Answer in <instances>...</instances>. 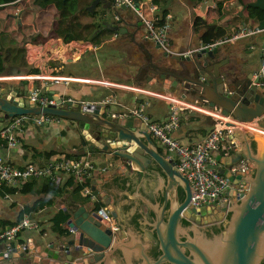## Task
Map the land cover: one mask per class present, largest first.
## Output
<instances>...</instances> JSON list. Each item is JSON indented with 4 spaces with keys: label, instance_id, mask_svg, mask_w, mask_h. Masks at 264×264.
<instances>
[{
    "label": "water",
    "instance_id": "95a60500",
    "mask_svg": "<svg viewBox=\"0 0 264 264\" xmlns=\"http://www.w3.org/2000/svg\"><path fill=\"white\" fill-rule=\"evenodd\" d=\"M98 2L93 0L86 9L93 12ZM208 4H203L202 9ZM248 6L263 9L264 0L250 2L244 9ZM103 10L108 17L103 26L120 31L115 24L120 21L115 19L117 8L111 3L103 6ZM258 29L264 31V20L258 22ZM152 59L145 69L150 76L155 75L156 84L170 92L180 87L184 95H196L208 107L231 114L246 123L245 126L250 124L247 129L235 127L228 134L233 153L216 156L220 173L229 181L226 200L214 209L192 207L188 180L160 152L139 117L110 113L102 101L74 102L60 98L55 105L41 107L28 98V88L20 90L21 84L5 79L0 86V122L23 114L63 118L72 121L75 133L80 135L81 148L68 153L109 156L115 176L110 182L92 180L91 189L98 196L110 197L104 204L114 218L116 229H111L109 222L102 219L100 209L90 211L84 205H77L65 222L67 227L62 228L63 236L58 233L50 242L32 244L31 239L14 246L8 254L0 253V262L84 264L86 260L89 264H103L110 256H117L122 264H260L264 261V87L257 85L258 79L252 73L243 75L240 68L227 67L228 59L219 58L218 48L211 51L201 48L184 55L164 51L158 57L159 62ZM161 71L171 78L164 79ZM240 164H246L250 172H231L233 166ZM153 165L162 172L151 181V185L156 182L151 191L153 197L162 190L161 204L152 199L151 192L147 194L149 191L144 186ZM180 190L184 194L181 203ZM142 204L151 217L146 216ZM214 211L219 213L217 221L225 214L228 219L210 237L205 227L185 228L180 224L184 217L200 221ZM154 247L160 252L157 258L147 253ZM84 248L90 250L89 254ZM107 264L118 263L110 259Z\"/></svg>",
    "mask_w": 264,
    "mask_h": 264
},
{
    "label": "crops",
    "instance_id": "0c3cea01",
    "mask_svg": "<svg viewBox=\"0 0 264 264\" xmlns=\"http://www.w3.org/2000/svg\"><path fill=\"white\" fill-rule=\"evenodd\" d=\"M90 1L73 0L75 10L78 12L88 7ZM99 1L101 8L99 19L91 20V18H85L89 17L88 15L80 13L81 21H97L101 23L102 28H105L103 23L108 17L104 16L103 6L111 3L113 5V0ZM209 1L212 4H208ZM254 1L200 0L198 4H192L190 0H160L158 3L162 10H166V13L171 15L170 37L174 52L172 55L190 53L204 44L205 42L201 41L204 25L221 27L225 34L218 38H230L243 24L254 27L258 21L250 18L249 15L254 11V7L248 6L244 9L245 5ZM220 3L221 6L218 8L217 4ZM203 4L208 5L202 9ZM0 6L4 7L0 13L4 20L9 18L8 14H13L15 37L7 35L6 41L9 43L14 37L15 43H24L27 63L26 66L8 65L0 76L17 85L21 84L20 90L32 85L42 86V93L57 100L63 98L65 101L73 100L74 102L94 103L112 97L114 101L107 106V109L110 113L123 115L140 102H145V111L155 122H162L169 113L168 101L160 97V94H172L180 101H188L194 105L190 108L185 106L180 108V124L173 135L181 143L201 140L219 117L216 115L218 112H215L217 108L208 107L196 95H184L180 87L170 92L161 84L154 82L155 75H151V78L145 68L148 66L150 57L159 62L158 57L164 54V51L156 43L142 38L140 23L130 9L119 7L115 10L120 18V21L115 24L121 28L122 32L112 31L110 38L94 44L89 39L79 40L74 37L65 41L53 36L57 21V11L53 6L39 8L32 4V0H0ZM108 15L112 16L111 10ZM263 42L264 31H260L254 35L229 40L216 48L219 50L220 59H228L227 67H238L241 74L252 73L254 78L259 67ZM161 73L164 79L171 78L163 71ZM25 76L36 77L28 80L24 79ZM74 128V123L69 120H60L43 126H27L20 136V144L14 148L6 147L0 137V153L15 166L30 162L44 164L49 160L66 156L65 153L72 149L81 148L80 135L75 133ZM222 143L229 145L228 133L225 134ZM156 145L158 147L157 143ZM46 151L54 153L45 159L43 153ZM233 152L234 149L228 154H220L225 156ZM39 153L42 154L36 155ZM163 154L166 155L164 148ZM85 155L95 163L107 167L105 162L97 161L96 158L102 156L107 158L108 155L101 153ZM217 155L218 153H215V156ZM248 172H250L249 167ZM115 173L112 167L110 171L107 169L97 174L93 180L101 179L102 182H110ZM42 179H37L27 187L24 183L12 191L6 187L0 188V230L5 225L18 220L22 210H27L28 212L24 214L39 224L38 230L21 231L16 238V247L22 243L31 242V239L32 244H39L50 242L58 233L63 236V232H57L54 229L56 220L62 215L69 217L78 208L77 205L91 208L87 200L85 204H81L73 197L77 192H73L75 182L70 176L63 173L57 174L54 181L58 183L62 191L58 195L42 192L40 190ZM23 186L25 189L21 190ZM99 197L104 201H110V197ZM60 226L64 228L65 223Z\"/></svg>",
    "mask_w": 264,
    "mask_h": 264
},
{
    "label": "built area",
    "instance_id": "2783aa9c",
    "mask_svg": "<svg viewBox=\"0 0 264 264\" xmlns=\"http://www.w3.org/2000/svg\"><path fill=\"white\" fill-rule=\"evenodd\" d=\"M124 5L130 9L139 21L143 39L156 43L163 51L173 54L171 45V15L163 14L160 4L155 0H113V7L119 8ZM120 20L119 16H115ZM160 20L161 23H158ZM260 32L258 24L248 26L243 24L240 29L230 38H216L211 42L202 44L198 49L204 48L207 51L215 49L218 45L229 40L250 36ZM36 76H25L24 79L32 80ZM258 79L257 85L264 87V42L261 47L259 67L255 73ZM23 78V77H22ZM2 79L0 76V82ZM47 80V79H44ZM28 98L35 105L41 107L46 105H55L57 99L42 93V86H29ZM160 97L168 101L169 113L162 122H155L145 111V102H140L137 106L127 112L129 117H139L145 122L150 131L151 137H155L161 142L166 155L172 160L174 166L185 177L192 189V207L216 206L226 200L225 192L229 188L228 179L220 173V162L216 161L215 153L228 154L232 149L231 143L226 145L223 142L226 133H230L235 127L247 129L241 121L235 119L231 114H222L219 116L213 127L199 141L192 143H181L173 135L179 127V112L181 106L192 107L193 103L180 101L176 96L160 94ZM59 100V99H58ZM65 101V100H64ZM112 97H107L102 102L109 106L113 103ZM210 110V109H204ZM209 113H212L209 111ZM30 114L17 115L0 122V137L4 145L8 148H14L21 142V134L27 126H43L48 123L58 122L57 117L50 115H38V118H31ZM246 164L235 165L231 172L246 171ZM106 171L105 166L95 163L87 155L75 157L61 156L54 160H49L42 165L26 163L22 166L12 165L0 153V188H19L29 179H39L48 177L55 180L58 173L70 176L73 182L79 185L78 193L85 198L92 210H101L102 219L109 222L111 229H116L112 223L113 217L109 215L107 207L101 204L97 194L91 189V181L94 177ZM98 204L96 206L94 203ZM94 208V209H93ZM67 227V224H65ZM24 229H39V224L23 214L21 218L5 225L0 230V253L8 254L15 246L16 238ZM84 250H87L84 248Z\"/></svg>",
    "mask_w": 264,
    "mask_h": 264
},
{
    "label": "trees",
    "instance_id": "16d2710c",
    "mask_svg": "<svg viewBox=\"0 0 264 264\" xmlns=\"http://www.w3.org/2000/svg\"><path fill=\"white\" fill-rule=\"evenodd\" d=\"M111 1V0H110ZM156 2H159L160 0H155ZM192 4H198L200 0H190ZM227 1V0H223ZM100 3V1H99ZM96 4L95 7H97L100 4ZM32 4L39 8H46L48 6H53L57 11V21L56 26L54 28L53 36L60 37L64 39L65 41L70 40L72 38H76L79 40H86L89 39L91 43L99 44L100 42L107 40L112 35V31H110L108 28H102L101 23L97 21L92 22H82L81 21V14L88 15L90 17H94L95 9L93 12H89L86 8L81 9L80 11L75 10V3L73 0H32ZM218 8L221 6L220 4H217ZM4 7L0 6V13ZM167 11L163 10V14L165 15ZM82 14V15H83ZM250 18H254L256 21L264 20V8H254V11L250 12ZM9 18L7 20H4L0 16V73H2L6 66L13 65V66H26V48L24 43H15V30H13V14H8ZM162 20H160L158 23H161ZM204 31L201 35V41L202 43L209 42L213 40L214 38L221 37L225 34L224 30L216 25H204ZM7 35L14 36L11 38L10 42L8 43L6 41ZM15 41V42H14ZM160 150V149H159ZM53 151H46L44 158L47 159L51 155H53ZM42 153L36 154L41 155ZM90 154H93L90 152ZM66 156L69 157H75L80 155H74L71 153H65ZM33 163V162H31ZM38 165H42L37 163ZM14 165V164H12ZM25 165V164H24ZM36 181L35 179H29L25 182V187H27L29 184H32V182ZM22 187L21 190H24L25 187ZM7 188V187H6ZM9 190H16V188H7ZM40 190L44 193H50L53 195H58L62 191L60 187L58 186V183L54 180H51L48 177H44L40 182ZM79 185L77 183H74L73 186V192L75 199L78 200L81 204H85L86 199L82 198L80 195H78ZM28 212L27 210H22L19 218L22 217L24 213ZM68 219V215H62L59 219L56 220V226L54 229L57 232H63L61 224H64ZM11 224V223H9Z\"/></svg>",
    "mask_w": 264,
    "mask_h": 264
},
{
    "label": "flooded vegetation",
    "instance_id": "af4514ba",
    "mask_svg": "<svg viewBox=\"0 0 264 264\" xmlns=\"http://www.w3.org/2000/svg\"><path fill=\"white\" fill-rule=\"evenodd\" d=\"M149 170H150V178L148 177L146 179V181H144L145 182L144 186H145V190L148 189V191H149V193H147V194L150 195V192L154 190L155 185H156V182H155V185H151V181L152 180H155V176L162 175V172L160 171L159 167L156 166V165L151 166L149 168ZM152 193L153 192H151V196H152ZM145 194H146V192H145ZM178 197H179L178 200L181 203L182 200L184 199V194L182 193L181 190L179 192ZM152 199H156L161 204L163 202V193H162V190L159 191L155 195V197L152 196ZM142 206H143V204H142ZM143 207H145V206H143ZM211 207L214 209V206H211ZM145 213H146V216L148 218L151 217V214L148 212V210H147L146 207H145ZM109 215H110V213H109ZM134 217H136V216H134ZM137 217H138V215H137ZM218 218H219V213L216 212V211H214L213 213H210L208 215H205V216L201 217L200 218V221H196L195 219L194 220H191L189 218L184 217V218L181 219L180 224H181V226H183L185 228H190L193 225L205 227V229H204L205 230V233H206V235L208 237H210L214 233H218L221 230V226L224 224V222L226 221V219H228V214L223 215L222 219H220L219 221H217ZM150 237H152V235H150ZM86 249H87L86 251L89 254L90 250L88 248H86ZM147 253L152 258H157L160 255V252L155 247L154 248H151L150 250H148ZM110 259L114 260L118 264H122L119 261V259H118L117 256H112V257L110 256V258H108L107 261L105 263H103V264H107ZM0 264H7V263L5 261H3V262H0ZM84 264H89V263H87L86 261H84ZM90 264H95V263H90ZM164 264H168V263H164ZM260 264H264V261L262 260L260 262Z\"/></svg>",
    "mask_w": 264,
    "mask_h": 264
},
{
    "label": "rangeland",
    "instance_id": "374dc122",
    "mask_svg": "<svg viewBox=\"0 0 264 264\" xmlns=\"http://www.w3.org/2000/svg\"><path fill=\"white\" fill-rule=\"evenodd\" d=\"M92 1L93 0H91L90 2H89V5L88 6H90V4L92 3ZM87 8V7H86ZM95 9V13H94V17H85V18H91V20H98L99 19V15H100V11H101V8H100V6L98 5L97 7H95L94 8ZM50 36V34L48 35V37ZM2 85V82H0V86ZM31 118H38V115H31L30 116ZM57 120H58V122L60 121V120H65V119H63V118H59V117H57L56 118ZM152 139H153V141L154 142H156L157 144H158V147L161 149V151L160 152H162V154H163V146L161 145V142L158 140V139H156L155 137H153L152 136ZM155 143V144H156ZM97 159V161H99V160H101V161H103V162H105L106 164H107V167H106V170L108 169L109 171L110 170H112V166H111V164H110V162H109V158L107 157V158H105L104 156H102V157H99V158H96ZM95 159V160H96ZM97 197L100 199V201H101V204L102 205H104V206H106V204H104V199L103 198H101V197H99L98 195H97ZM96 206H98V204H96V202L94 203ZM66 224V223H65Z\"/></svg>",
    "mask_w": 264,
    "mask_h": 264
}]
</instances>
